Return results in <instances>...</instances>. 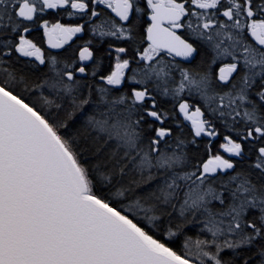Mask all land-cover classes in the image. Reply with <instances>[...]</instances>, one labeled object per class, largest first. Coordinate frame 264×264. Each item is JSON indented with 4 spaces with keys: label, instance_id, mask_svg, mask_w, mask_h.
<instances>
[{
    "label": "snow or ice",
    "instance_id": "1",
    "mask_svg": "<svg viewBox=\"0 0 264 264\" xmlns=\"http://www.w3.org/2000/svg\"><path fill=\"white\" fill-rule=\"evenodd\" d=\"M0 264H264V0H0Z\"/></svg>",
    "mask_w": 264,
    "mask_h": 264
}]
</instances>
